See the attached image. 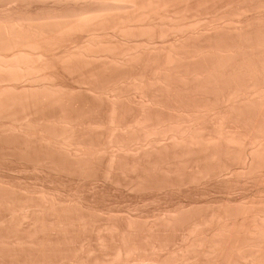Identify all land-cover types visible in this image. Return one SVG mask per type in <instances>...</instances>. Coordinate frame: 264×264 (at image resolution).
<instances>
[{"label":"bare ground","instance_id":"bare-ground-1","mask_svg":"<svg viewBox=\"0 0 264 264\" xmlns=\"http://www.w3.org/2000/svg\"><path fill=\"white\" fill-rule=\"evenodd\" d=\"M0 264H264V0H0Z\"/></svg>","mask_w":264,"mask_h":264},{"label":"rangeland","instance_id":"rangeland-1","mask_svg":"<svg viewBox=\"0 0 264 264\" xmlns=\"http://www.w3.org/2000/svg\"><path fill=\"white\" fill-rule=\"evenodd\" d=\"M67 84H68V83L66 82V85H67ZM27 173H28V174H27ZM27 173L25 174V177H24V176L21 177V175H22L23 173H21L20 176H19L18 174H16V175L13 174V175H11V176H10V175H8V176H9V177H13L14 179H15V178H19L18 181L16 180L17 182H19V181L21 182L20 179H23L22 182H21L22 184H24V183L26 184L27 182L30 181V182L27 183V184H29V186H31V184L33 183V182H32V181H33V178H34L35 176L30 175L29 178H31V177H32V178L29 180V178H28L27 176H28L30 173H32V172H30V173L27 172ZM32 174H33V173H32ZM14 175H15V176H14ZM33 175H34V174H33ZM35 175H36L37 178L34 179V182H38V181H39L38 184H40V183L42 182L41 179H38L37 174H35ZM16 176H18V177H16ZM24 178H25V180H27V179H28V180L25 181ZM9 179H10V178H8V180H9ZM14 179H10V181L12 180V182H13ZM58 179H61V178H57V180H58ZM35 180H36V181H35ZM37 180H38V181H37ZM64 180H65V179H64ZM16 181L14 180L15 184L17 183ZM40 181H41V182H40ZM59 181H60V180H59ZM61 181H62V180H61ZM14 182H13V183H14ZM62 182L64 183V182H66V181H62ZM76 182H78V185H80L81 183H83V181H81V180H78V181H76ZM76 182H75V183L73 182V184H72V188H73V185L75 186ZM79 182H80V183H79ZM21 183H17V185H21ZM57 183H58V182H57ZM57 183L53 182V183H48V184H49V185H51V184H56V185H57ZM67 183H71V182H66V184H65L64 186H61L62 188L65 187L64 189L66 190V192L63 193L62 195L65 194L66 196H69V195L72 194V192H70L72 189L70 190V188H69L68 191H67L66 187L71 186V184H67ZM96 183L98 184L99 182H96ZM96 183H95V184H96ZM35 184H36V185H35ZM97 184L95 185V186H96L95 189L97 188ZM100 184H101V183H100ZM100 184H99V186L101 187ZM32 185H33V186H38L37 183H33ZM56 185H52V187H54V186H56ZM62 185H63V184H62ZM66 185H68V186H66ZM78 185H77V186H78ZM82 185H83V184H82ZM91 185H94V182H93V184H91ZM100 187H98V188H100ZM92 188H94V186H93V187H90V189H92ZM73 189H74V188H73ZM95 189H92V191H93V190L95 191ZM99 190H100V189H99ZM94 191H93V192H94ZM97 191H98V189H97ZM69 192H70V193H69ZM67 193H69V195H67ZM66 196H65V197H66ZM58 197H62V196H58ZM65 197L63 196L61 199H64ZM71 197H73V196H71ZM74 197L77 198L78 196H74ZM79 197H81V196H79ZM79 197H78V198H79ZM83 197L85 198L86 196H82L81 198H83ZM110 197H111V196H109V197H108V196H103V197H102V196H96V197H94L95 200L97 199V201H96L97 204H99V203L101 202V204H99V206H101V207H99V206L96 204L95 200H93V198H90V196H89V199H88L89 201H88V202H91L90 200H93V201L95 202V205L97 206V208H98V207L100 208V209H98V210H101V209L103 208V209H102L103 211L101 210V212H104V211H105V212H108V211H109V212H110V211L112 212V211L115 210V211H118L119 214H122V213H124V212H126V211L128 210L130 213H133V215H135L136 213H137L138 215H140L139 212H141V213L143 212V213H148L147 216H149V215H150V212H151V213H158L159 215H162L163 213H165L164 211L166 210V208L169 209V208H171V206L174 207L175 204L177 205V204L179 203L178 201H181V200L186 199V198H187L186 201H188V200H189V201H193V200H194V201H195V200H196V201H198V200L202 201V200L205 199L204 196H198L200 199H199L197 196H189V197H187V196H185V197H183V196H180V197H179V196H176V197H179L180 199H179V198H176V197H171V196H170L169 198H168L167 196H164V198H163V196H151V197H150V196H147V197H144V196H142V197H141V196H138V197H137V196H131V198H130V196H129V197L126 196L129 200L126 199V197H124V196H123V197H124L125 199H124V198H121V196H118V195H113L111 198H110ZM118 197H120V198H118ZM132 197H133V198H132ZM148 197H149L151 200H150ZM155 197H156V198H155ZM157 197H158V198H157ZM166 197H167V200H168V199H169L170 201L172 200L171 202H173V203H174V200H175V199H177V200L179 199V200H178V201L175 200V201H177V202H176L175 204L172 203V204H173V205H172V204H170V203H171L170 201H167V200L165 199ZM190 197H191V198H190ZM195 197H196V198H195ZM201 197H202V198H201ZM84 198H83V199H84ZM87 198H88V196H87ZM102 198H103V199H102ZM114 198H115V199H114ZM116 198H117V199H116ZM135 198H136V199H135ZM137 198H139V199H137ZM141 198H142V199L145 198V200H141ZM147 198H148V199H147ZM152 198H153V199H152ZM159 198H160L162 201H161ZM162 198H163V199H162ZM171 198H172V199H171ZM66 199H70V196H69V198L66 197L64 200H66ZM85 199H86V198H85ZM99 199H100V200H99ZM104 199H105L107 202H108L109 200H110V201H109L108 203H106V201H105ZM107 199H108V200H107ZM111 199H113V200H111ZM156 199H157L158 201H157ZM98 200H99V202H98ZM102 200H103V201H102ZM114 200H115L116 202H115ZM117 200H119V201H117ZM123 200H124L125 202H124ZM127 200H128L129 202H127ZM130 200H132V201L130 202ZM152 200H153L154 202H151ZM159 200H160L161 202H160ZM104 201H105V202H104ZM112 201H114L115 204H114ZM135 201H136L137 203H135ZM140 201L143 202L142 204H144L145 207L142 206V204H139V203H141ZM144 201H145V203H144ZM94 202H93V203H94ZM103 202H104V204L102 205ZM117 202L120 203V204H117ZM148 202L150 203V205H151V203H155V204L159 205V208H160L161 210H160V209L158 208V206L155 205V204H154V205H151L152 207L148 206V205H149ZM164 202L166 203V205H167V203H168L167 207H166V205L163 204ZM122 203H123V205H122ZM127 203H128V204H127ZM130 203H132V204L134 203V204H133L134 206L131 205ZM158 203H162V204H158ZM31 204H32V203H31ZM106 204H108V205H106ZM109 204H111V205L113 204L114 206L116 205L115 207H116L117 209H115L114 206H111V205L109 206ZM124 204H125V205H124ZM126 204H127V205H126ZM129 204H130V205H129ZM136 204H137V205H136ZM138 204H139L140 206H142V207H138V206H139ZM146 204H148V205L146 206ZM169 204H170V205H169ZM35 205H36V204H35ZM35 205H34V201H33V205L28 204V209H29L31 206H33V207H31L32 209L30 208L32 211H33V210H39V206H38L37 209H34V206H35ZM37 205H38V204H37ZM104 205H106L107 207H113V209L111 208V210H108V209H110V208H107V207H105ZM117 205H119V206L121 205L120 207L123 208V209L121 210V208H120L119 206L117 207ZM128 205H129V208H126ZM160 205H161V206H160ZM162 205H164L165 207L162 206ZM29 206H30V207H29ZM102 206H103V207H102ZM130 206H131V207H130ZM135 206H137L136 209L138 208L137 211H136L135 208H133V207H135ZM153 206H154V207H153ZM156 206H157V207H156ZM35 207H37V206H35ZM104 207H105L106 209H104ZM149 207L152 208V209H150ZM161 207H162V208H161ZM168 207H169V208H168ZM118 208H120V209H118ZM144 208H149V209H147V211H149V210H150V211L147 212L146 209H144ZM157 208H158L159 211L157 210ZM28 209H27V210L25 209L26 212L28 211ZM30 209H29V211H30ZM40 209H41V207H40ZM125 209H127V210H125ZM134 209H135V212L133 211ZM140 209H141V210H140ZM142 209H143V211H142ZM155 209H156V210H155ZM163 209H164V210H163ZM119 210H120V211H119ZM131 210H132L133 212H132ZM139 210H140V211H139ZM162 210H163V213L160 214V212H162ZM138 211H139V212H138ZM144 211H145V212H144ZM152 211H153V212H152ZM22 212H23V211H22ZM101 212H100V213H101ZM105 212H104V213H105ZM143 213H142V216H146V215L143 214ZM6 214H7V213H6ZM6 214H4L3 216H5ZM137 214H136V215H137ZM158 214H155V215H158ZM7 215H8V214H7ZM9 215H10V214H9ZM9 215H8V216H9ZM151 215L153 216L154 214H151ZM5 218L8 219L7 216H6ZM9 218H11V216H10ZM165 233H168V234H169V232H165ZM177 234H180V233H177ZM176 243H178V241H176Z\"/></svg>","mask_w":264,"mask_h":264}]
</instances>
